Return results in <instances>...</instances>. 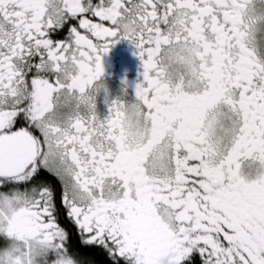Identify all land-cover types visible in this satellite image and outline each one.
Here are the masks:
<instances>
[{
	"label": "snow or ice",
	"instance_id": "obj_1",
	"mask_svg": "<svg viewBox=\"0 0 264 264\" xmlns=\"http://www.w3.org/2000/svg\"><path fill=\"white\" fill-rule=\"evenodd\" d=\"M0 264H264V0H0Z\"/></svg>",
	"mask_w": 264,
	"mask_h": 264
},
{
	"label": "flooded vegetation",
	"instance_id": "obj_2",
	"mask_svg": "<svg viewBox=\"0 0 264 264\" xmlns=\"http://www.w3.org/2000/svg\"><path fill=\"white\" fill-rule=\"evenodd\" d=\"M102 63L104 67L103 83L107 89L108 98L120 97L126 88L125 99H134L135 86L142 79V65L140 58L135 55L134 46L127 40L118 41L103 56ZM102 98H105L103 91L98 96L97 104L101 118L107 115V105L103 103Z\"/></svg>",
	"mask_w": 264,
	"mask_h": 264
},
{
	"label": "rangeland",
	"instance_id": "obj_3",
	"mask_svg": "<svg viewBox=\"0 0 264 264\" xmlns=\"http://www.w3.org/2000/svg\"><path fill=\"white\" fill-rule=\"evenodd\" d=\"M104 99H105V98H102V100H103V103H104ZM128 100H131V99H128ZM106 108H107V107H106Z\"/></svg>",
	"mask_w": 264,
	"mask_h": 264
}]
</instances>
